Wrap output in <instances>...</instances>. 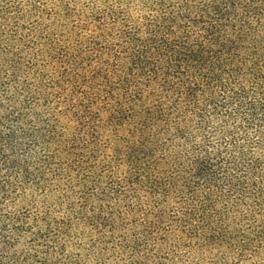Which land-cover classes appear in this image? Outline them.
Masks as SVG:
<instances>
[{
	"label": "trees",
	"instance_id": "obj_1",
	"mask_svg": "<svg viewBox=\"0 0 264 264\" xmlns=\"http://www.w3.org/2000/svg\"><path fill=\"white\" fill-rule=\"evenodd\" d=\"M0 264H264V0H0Z\"/></svg>",
	"mask_w": 264,
	"mask_h": 264
},
{
	"label": "rangeland",
	"instance_id": "obj_2",
	"mask_svg": "<svg viewBox=\"0 0 264 264\" xmlns=\"http://www.w3.org/2000/svg\"><path fill=\"white\" fill-rule=\"evenodd\" d=\"M14 1H16V2H20V3H22V4H24V3L27 4L29 0H14ZM32 1H35V0H32ZM38 1H40V3L44 4L45 6H48V8H50L51 3L54 2V0H38ZM48 10H49V9H48ZM33 21H34V20H31V19H30V20H28L27 22H28V23L30 22L29 24H32V23L35 22V21H34V22H33Z\"/></svg>",
	"mask_w": 264,
	"mask_h": 264
}]
</instances>
